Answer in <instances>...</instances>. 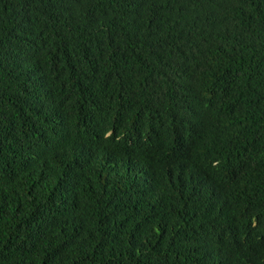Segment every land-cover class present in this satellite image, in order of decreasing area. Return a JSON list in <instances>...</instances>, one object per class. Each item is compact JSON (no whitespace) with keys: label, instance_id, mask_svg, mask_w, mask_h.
Returning a JSON list of instances; mask_svg holds the SVG:
<instances>
[{"label":"trees","instance_id":"16d2710c","mask_svg":"<svg viewBox=\"0 0 264 264\" xmlns=\"http://www.w3.org/2000/svg\"><path fill=\"white\" fill-rule=\"evenodd\" d=\"M0 264H264V0H0Z\"/></svg>","mask_w":264,"mask_h":264}]
</instances>
